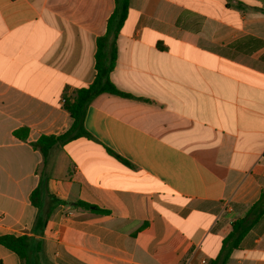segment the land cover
Wrapping results in <instances>:
<instances>
[{"label":"crops","instance_id":"0c3cea01","mask_svg":"<svg viewBox=\"0 0 264 264\" xmlns=\"http://www.w3.org/2000/svg\"><path fill=\"white\" fill-rule=\"evenodd\" d=\"M114 9L0 0V237H31L39 264H212L264 189V0H131L110 75L130 97L98 96L92 138L45 166L33 144L72 127ZM42 175L61 204L36 232ZM0 264L22 263L0 244ZM225 264H264V215Z\"/></svg>","mask_w":264,"mask_h":264},{"label":"trees","instance_id":"16d2710c","mask_svg":"<svg viewBox=\"0 0 264 264\" xmlns=\"http://www.w3.org/2000/svg\"><path fill=\"white\" fill-rule=\"evenodd\" d=\"M115 9L107 21V32L103 37L97 40V51L95 54L96 76L92 84L88 87L75 91L70 97H65L64 108L73 119V125L69 131L60 136H42L33 147L40 151L44 158V165L50 162L51 152L58 146H64L80 138L91 139L92 136L85 128V117L87 109L91 103L102 94H112L121 97H130L128 94L120 91L111 81L110 75L116 66L117 46L116 42L125 24L128 15L131 0H114ZM108 153L121 161L126 162L113 151L107 149ZM48 176L42 175L39 186L31 193L30 200L32 205L38 210L39 215L34 228L36 232H42L47 221L56 209L60 201L50 197L55 204L53 209L44 210V196L47 193ZM76 207L91 211L95 214H106L107 211L92 206L84 202H78ZM264 215V189L259 201L253 205L247 216L232 223L230 234L224 239L223 246L218 258L212 264H225L231 254L237 250L253 228V226ZM0 244L14 252L22 264H39L36 254L39 246L34 248L33 239L27 235L15 237L6 235L0 237ZM172 245V244H171Z\"/></svg>","mask_w":264,"mask_h":264},{"label":"built area","instance_id":"2783aa9c","mask_svg":"<svg viewBox=\"0 0 264 264\" xmlns=\"http://www.w3.org/2000/svg\"><path fill=\"white\" fill-rule=\"evenodd\" d=\"M65 102V101H64ZM190 264V263H188ZM196 264H209L208 260L206 259H201L199 262H197Z\"/></svg>","mask_w":264,"mask_h":264}]
</instances>
